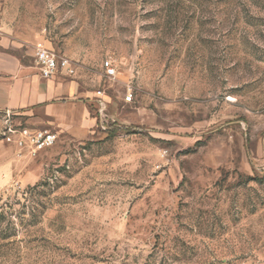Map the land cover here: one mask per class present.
Returning a JSON list of instances; mask_svg holds the SVG:
<instances>
[{
	"label": "rangeland",
	"instance_id": "rangeland-1",
	"mask_svg": "<svg viewBox=\"0 0 264 264\" xmlns=\"http://www.w3.org/2000/svg\"><path fill=\"white\" fill-rule=\"evenodd\" d=\"M2 35L110 106L44 150L0 113V264H264V0H0Z\"/></svg>",
	"mask_w": 264,
	"mask_h": 264
},
{
	"label": "crops",
	"instance_id": "crops-1",
	"mask_svg": "<svg viewBox=\"0 0 264 264\" xmlns=\"http://www.w3.org/2000/svg\"><path fill=\"white\" fill-rule=\"evenodd\" d=\"M26 40L0 37V113L26 118L37 128L62 130L84 139L97 126L98 114L108 109L95 92L85 88L79 73L75 77L40 76L36 46Z\"/></svg>",
	"mask_w": 264,
	"mask_h": 264
},
{
	"label": "built area",
	"instance_id": "built-area-1",
	"mask_svg": "<svg viewBox=\"0 0 264 264\" xmlns=\"http://www.w3.org/2000/svg\"><path fill=\"white\" fill-rule=\"evenodd\" d=\"M36 65L39 70L40 76L44 79H50L56 75H64L66 77H75L77 75V68L74 63H72L64 56L49 51L43 47L37 48ZM104 67L108 77L116 78V69L113 67L110 61H106ZM97 95L101 97L103 95V92L100 90L97 92ZM133 98L134 96L132 88H129L126 96V101L132 102ZM105 109V106H103L102 112H104ZM57 140L58 136L49 130L37 131L30 138L31 144L37 150L51 148Z\"/></svg>",
	"mask_w": 264,
	"mask_h": 264
}]
</instances>
